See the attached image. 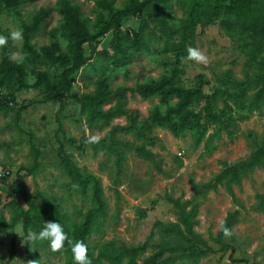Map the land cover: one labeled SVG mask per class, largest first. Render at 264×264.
Segmentation results:
<instances>
[{
	"label": "rangeland",
	"instance_id": "1",
	"mask_svg": "<svg viewBox=\"0 0 264 264\" xmlns=\"http://www.w3.org/2000/svg\"><path fill=\"white\" fill-rule=\"evenodd\" d=\"M57 1L28 0L17 10L0 8V35L10 37L11 31L22 30V21L40 8H54ZM108 1L120 8L126 0ZM71 3L79 7L91 30L103 27L108 20L94 1ZM226 5L218 0H169L142 15L124 18L119 35L128 34L132 39L142 32L144 48L132 64L116 68L115 40L110 29L97 42L84 46L86 61L69 95L60 93L45 102L34 88L24 89L14 83L0 88V100L11 93L15 98L6 108L0 107V162L13 169L3 188L5 205L0 207V221L5 225L15 221L12 228L0 227V264L8 260L12 264H27L29 260H37V264L64 263L62 256L49 255L47 249L35 248L31 241L26 246L19 210L25 208V203L15 195L20 176L34 203L53 200L71 219L79 221L77 213L93 206L91 192L83 194L78 184H70L61 166L63 158L70 159L81 173L100 180L106 214L99 219L101 232L89 238L95 254L107 245L116 249L145 246L137 264L160 248L169 249L164 257H179L175 264H264V210H256L257 196H264V166L242 175L240 185L232 186L234 198L223 185L216 190L209 188L226 166L248 162L259 147L264 148V107L248 116L247 110L238 111L228 98L239 84L252 80L256 67L238 49L246 38L227 34L221 27ZM59 19L52 12L44 23L45 32L32 42L37 46L49 44L48 33L58 26ZM55 39L66 52L67 41L59 33ZM182 46L185 56L176 57L174 49ZM189 46L202 50L208 63L183 61ZM21 48L22 42L12 40L8 46L10 54L21 52ZM40 69L58 73L51 66ZM173 72L176 81L187 89L197 87L201 77L202 92L215 96L217 113H224L223 119L230 121L227 129L211 126L208 134L216 131L218 136L210 140L208 148L203 142L195 147L188 134L175 138L161 129L147 133L143 120L158 104L155 97L142 100L128 93L127 115L112 119L108 125L100 120L88 125L77 99L94 92L98 77H106L114 90ZM31 78V74L25 78L28 85L34 83ZM255 90L251 84L245 107ZM114 105L115 101H111L102 109L107 111ZM202 105L195 111L202 113ZM113 127L124 129L117 133L118 145L112 146L113 153L102 144L87 143L91 135L104 139ZM142 147L155 155L154 163L137 156V148ZM35 160L39 168L29 175ZM234 211L238 216L231 228L233 236L219 237V222ZM183 218L189 222L193 236L187 232ZM176 226L183 234L177 233Z\"/></svg>",
	"mask_w": 264,
	"mask_h": 264
},
{
	"label": "trees",
	"instance_id": "2",
	"mask_svg": "<svg viewBox=\"0 0 264 264\" xmlns=\"http://www.w3.org/2000/svg\"><path fill=\"white\" fill-rule=\"evenodd\" d=\"M25 1L28 0H0V8L17 10ZM102 8L108 17L103 27L91 30L88 23L81 17L80 9L71 3V0H58L54 8H40L28 20L22 21V48L21 52L27 54V59L21 65L10 61L8 44L0 49V88L10 87L12 83L20 88H34L39 91L43 101L48 102L56 98L60 93L70 94L76 77L80 69L85 64L84 46L97 42L110 29L113 30L115 40V61L116 68H126L133 63L134 58L144 48V36L142 32L136 33L131 39L129 35L120 36L121 23L124 18L134 15L144 14L150 7L154 9L160 4H166L169 0H126L120 8L113 6L108 0H86ZM222 3L227 2L224 7L225 19L221 22V27L227 34H236L246 38V42L241 43L238 49L249 58L251 66L256 67L254 77L250 82L245 81L237 86L228 98L233 102L238 111L247 110L248 116L251 112L260 111L264 107V0H218ZM155 6V7H154ZM184 12L186 9L182 6ZM55 12L59 16L58 26L49 31L50 42L47 45L37 46L33 43L40 34L44 33L45 21ZM67 41L68 50L62 51L59 43L55 39V34ZM178 49V50H177ZM174 49L176 57L185 56L184 47ZM184 50V52H183ZM41 66L54 67L58 73L52 74L46 70H41ZM34 76L35 81L32 85L25 82L27 75ZM197 87L186 88L176 81V75L165 74L155 80L136 84L134 87H117L111 89L109 81L103 75L98 77L95 83V90L92 94L78 98L82 112L86 116L89 126L97 121L108 125L109 122L117 117L127 115L125 105L127 94L137 95L142 100L157 98L158 104L150 110L148 117L143 120L144 130L151 132L154 129L168 131L175 138L190 135L193 145L199 146L202 142L208 148L210 140L218 136V132L208 134L211 126L229 128L230 121L223 119L224 113H217L214 95H207L202 92L204 81L198 77ZM256 87L255 94L247 107L244 99L251 87ZM15 101L14 94L3 97L0 100V107L6 108L9 103ZM115 101V105L104 111L102 107ZM201 104L202 113L195 111ZM195 108V109H194ZM247 119V117H242ZM124 129L113 127L107 136L99 140L109 153H113L112 146L118 145L116 141L118 131ZM88 143V142H87ZM137 156L150 163L155 162V155L149 150L137 148ZM61 166L69 178L70 184H78L81 193L85 194L88 190L93 206L85 212L79 211L77 216L79 221L71 219L53 200H45L42 204L34 203L33 199L26 192V184L22 177H17L18 185L15 195L22 197L25 208H19L22 220L23 234L28 246V231L39 232L45 222H59L64 231L74 240H83L88 247V256L92 264H137L139 255L144 252L145 246L135 248H121L103 246L95 254V247L89 244V238L94 232H101L102 224L99 219L106 214V205L103 197L100 180L92 174H83L76 165L68 158L61 159ZM264 166V148L259 147L251 156L248 162L239 163L233 166H226L210 183L209 188L216 190L218 185H223L227 193L234 198L233 185H240L242 175L255 168ZM39 168V163L35 160L32 168L28 169L29 175H34ZM259 203L256 210H264V196H257ZM10 203V202H9ZM13 206H17L11 201ZM4 206V205H3ZM236 211L226 215L223 221L230 229L237 221ZM15 221L5 225L0 221V227L12 228ZM183 224L187 232L193 236L189 222L183 218ZM178 234H183L176 226ZM219 237H224L222 231L218 232ZM33 243V242H32ZM35 248H45L49 255L62 256L63 264H74L72 253L67 244L60 252H52L47 241H37L33 243ZM225 249L226 245L222 244ZM168 248H160L150 255L142 264H175L179 257H164ZM197 254V253H196ZM205 254V251H199ZM3 262L0 256V263ZM4 264H12L6 261ZM16 264V263H15Z\"/></svg>",
	"mask_w": 264,
	"mask_h": 264
},
{
	"label": "clouds",
	"instance_id": "3",
	"mask_svg": "<svg viewBox=\"0 0 264 264\" xmlns=\"http://www.w3.org/2000/svg\"><path fill=\"white\" fill-rule=\"evenodd\" d=\"M10 38L13 42H22V30L11 31ZM8 40L9 37L0 35V48H4L8 44ZM9 59L11 62L21 65L27 59V54L19 51L13 52L10 54ZM182 60L185 62L194 61L197 64L208 63L207 55L202 50L191 46L187 48V56L183 57ZM30 82H34V78H31ZM99 140L100 136L91 135L87 142L89 144H95L99 143ZM218 226L225 238H231L233 236V230L226 226L225 221L221 220ZM27 239L33 243L47 241L52 252L62 251L65 248V244H67L72 253L74 264H92L88 256V247L84 241L70 238L59 222H45L43 228L38 233L29 230ZM27 264H37V260H29Z\"/></svg>",
	"mask_w": 264,
	"mask_h": 264
},
{
	"label": "built area",
	"instance_id": "4",
	"mask_svg": "<svg viewBox=\"0 0 264 264\" xmlns=\"http://www.w3.org/2000/svg\"><path fill=\"white\" fill-rule=\"evenodd\" d=\"M12 173L13 169L10 166L0 163V207L5 203L2 186L12 176Z\"/></svg>",
	"mask_w": 264,
	"mask_h": 264
},
{
	"label": "crops",
	"instance_id": "5",
	"mask_svg": "<svg viewBox=\"0 0 264 264\" xmlns=\"http://www.w3.org/2000/svg\"><path fill=\"white\" fill-rule=\"evenodd\" d=\"M1 163V162H0ZM2 164H4V163H2ZM4 165H7V164H4ZM8 166H10V165H8ZM12 168V167H11ZM4 185H5V183L3 184V186H2V190H3V188H4ZM3 194H4V191H3ZM4 201H5V199H4ZM3 205H5V203L3 204ZM3 205L1 206V207H3Z\"/></svg>",
	"mask_w": 264,
	"mask_h": 264
}]
</instances>
